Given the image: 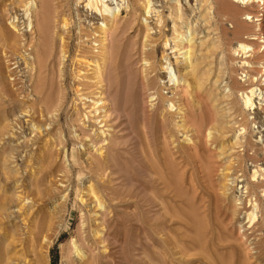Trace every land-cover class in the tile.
<instances>
[{"label":"rangeland","instance_id":"1","mask_svg":"<svg viewBox=\"0 0 264 264\" xmlns=\"http://www.w3.org/2000/svg\"><path fill=\"white\" fill-rule=\"evenodd\" d=\"M60 1L44 0L52 14ZM27 2L0 0V31L13 39L0 44V264H66L69 249L72 264H264V185L241 199L228 177L251 175L255 161L264 163V147H255L258 126L240 117L252 148L230 158L239 133L224 109L229 103L241 112L243 105L215 84L225 74L218 51H194L193 67L182 52L175 64L163 50L171 25L144 42L143 11L134 22L124 11L109 56L96 43L60 66L48 54V37L33 38L32 27L14 19ZM231 6L217 0V21L227 18L230 37L253 30L231 25L240 11ZM178 12L188 33L196 23L191 10ZM78 35L75 28L73 50ZM35 48L43 59L37 73L25 65ZM34 79L43 101L33 99ZM87 112L102 119L95 124L104 120L105 135L84 120ZM81 129L95 142L104 137L100 155ZM96 199L104 219L95 216L102 209ZM251 199L259 212L253 224Z\"/></svg>","mask_w":264,"mask_h":264},{"label":"bare ground","instance_id":"2","mask_svg":"<svg viewBox=\"0 0 264 264\" xmlns=\"http://www.w3.org/2000/svg\"><path fill=\"white\" fill-rule=\"evenodd\" d=\"M170 1H174V3L171 4L169 3ZM231 3H233V6L240 8V11L236 12V18H234L235 21L232 22L231 25L236 28H253V30L243 29L240 32L241 35L236 38H231L230 36H233V34L227 32L226 30V17H224L221 22L217 21L220 20L219 18L222 16L219 14L218 7H216L217 0H61L53 14L50 12V8L45 5L44 0H28L23 7V15L17 14L16 12H13V14H15L14 19H21L22 24H28L32 27V33L30 35L33 36V38H37L39 33L48 37L51 41V45H49L50 53L47 50L46 51L50 54V57H53L54 55L58 56L57 58L60 61V64L58 65L60 66H64V62L72 55L73 52L76 53V55H83L91 52L92 50L86 46H91L96 43H100L102 46V54L109 56L111 53L110 45L112 44L114 34L124 23V11H130L134 19L133 22L138 20L139 11H143L141 15L146 17H144L146 19V23L143 26L144 29L139 32V35H144V42H146L149 38L150 40L151 38L159 39L162 32H168L167 28L171 25V27H169V32L171 34L168 36V39H166L163 45V50L164 52H171V56L169 57L171 60L174 59L175 64H178L181 59L180 55L184 52L188 55L184 62L186 61L193 67L192 58L195 56L194 51L197 52L198 50L199 52H203L204 49L210 46H212V48L214 47L218 51L219 62L221 61V64L225 66V74L217 77L215 84L219 83V87L222 84H225L223 87L221 86L224 89L223 92L221 90L222 93L227 91V93H224V98H235L236 100L237 98L235 96L237 95L239 103H241V106L243 105L241 112L239 111L242 116L241 114H238V111V113L234 111L229 103L226 105L227 107L225 106L227 110L224 109L229 118V123L227 124L231 125L229 126L231 127L229 129L233 128V131L235 130V132L239 133V135L236 136L237 138L235 137V143L231 145L233 147L231 149L232 152L230 153V158H233V162L239 154L236 153V150L241 148L243 149V152L245 148H252L250 147L251 145L247 143L246 126L243 128L244 124H240V121L243 122L247 120V125L250 126L251 124H255L258 126L255 128V131L253 130L254 133L257 134L255 135V137H257V141L254 142L258 145H255V147H264V0H231ZM180 6H183L186 10H191L193 18L196 22L192 27L189 25L190 28H188V33L193 34L194 29H196V33L195 35L193 34V37L188 44H184V41L186 40L183 39L188 35V33H184V31H182L183 29L180 27L181 15L178 12V7ZM236 7L232 8L231 6L230 8L236 9ZM231 9L229 11H231ZM189 20L191 19H188V21ZM100 22H102V24H100ZM75 28L79 30V35L76 37L79 43L78 46H76V49L73 50ZM7 31L8 30L0 31V44L11 37V32L9 31L8 33ZM12 40L13 39L10 41ZM32 44H34V42ZM147 45V43H143L142 51L146 50ZM212 48H210V51L214 49ZM214 53L216 52L213 51L212 54ZM41 59V54L38 52L37 48H35L33 55L31 57H26L27 63H25V65H30L32 71L37 73L39 71ZM48 61L49 59L46 60V62ZM181 63L182 61H180V64ZM43 64H45V62ZM234 74L240 75L239 78H234ZM33 76L35 75L31 76L32 79ZM39 77L40 76H38V78ZM33 81H35V79L31 80V88H33L34 93L33 99L43 101L42 92L41 96L38 89V83H40V80L38 83V80H36V82ZM93 107L96 109V105ZM240 117H242V119L239 121L238 118ZM83 118L84 120L87 119L96 129L99 128L100 124H105L103 122L104 120L101 121L100 124H95V121H100L102 119H96L93 117L92 113L90 114L89 112H87ZM84 120L83 123H85ZM85 125L86 124H84V126ZM103 126L106 127V124ZM102 128L103 127L99 128V130L101 129V133L105 135L107 133V129L105 130V128ZM81 130L85 132V130ZM85 133H88L87 137L90 138L89 143L95 147V149L93 148L95 153L100 155L103 151V147H101V145L104 142V137H101L103 141L100 142L98 140V142H95V140L91 139V134L89 132ZM249 138H251V136H249ZM234 146L236 147L234 148ZM232 153L236 155H232ZM255 162L252 165L254 170L251 175L235 177L236 175L233 173L228 176L233 179L229 180V182H232V185H240V190L244 189L243 192L241 191L243 193L240 195L241 199L252 197L251 193L249 194V190L253 186L259 187V185H261L263 187L264 185V163ZM262 197L264 198V189H262ZM82 202H84V200ZM248 202L249 205L252 202V205L249 207L253 206V209L252 212L247 213V219L248 223L253 224L257 222V214L259 213L258 204L256 199H251ZM94 204H96L97 208H102L100 211L95 212V216H100V218L104 219L106 214V209H104L105 207L99 199H96ZM83 241L85 242V240ZM76 246L75 252L77 254V258L79 260L84 259L86 255L84 256L85 253L83 254L82 250H80L84 246L83 243H80L77 247ZM87 249H89V247ZM67 251H69V253L66 252L68 253L65 257L66 264H72L71 257L73 251L70 252V249Z\"/></svg>","mask_w":264,"mask_h":264},{"label":"built area","instance_id":"3","mask_svg":"<svg viewBox=\"0 0 264 264\" xmlns=\"http://www.w3.org/2000/svg\"><path fill=\"white\" fill-rule=\"evenodd\" d=\"M239 175H241V173H239ZM240 185H237V187H236V189H238L237 190V195H241V194H243L242 192L244 191V189L243 190H240ZM242 191V192H241Z\"/></svg>","mask_w":264,"mask_h":264}]
</instances>
